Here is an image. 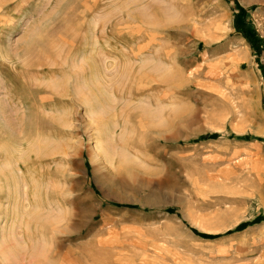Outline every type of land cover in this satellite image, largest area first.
Segmentation results:
<instances>
[{"label":"rangeland","instance_id":"1","mask_svg":"<svg viewBox=\"0 0 264 264\" xmlns=\"http://www.w3.org/2000/svg\"><path fill=\"white\" fill-rule=\"evenodd\" d=\"M0 179V264H264V0H0Z\"/></svg>","mask_w":264,"mask_h":264},{"label":"bare ground","instance_id":"2","mask_svg":"<svg viewBox=\"0 0 264 264\" xmlns=\"http://www.w3.org/2000/svg\"><path fill=\"white\" fill-rule=\"evenodd\" d=\"M2 1V0H1ZM86 3V2H85ZM3 4V3H2ZM4 5V4H3ZM19 5V4H18ZM16 8V7H15ZM74 30H77V29H74ZM95 30V29H94ZM96 38V37H95ZM59 44V43H58ZM68 44V43H67ZM97 44V43H96ZM67 47V46H66ZM58 48V47H57ZM56 48V49H57ZM64 50H65V48H64ZM63 50V51H64ZM83 51V50H82ZM58 52V51H57ZM63 53V52H62ZM47 57V56H46ZM60 58H61V56H59ZM106 59V58H105ZM104 59V60H105ZM135 59V58H134ZM63 62V61H62ZM105 65V64H104ZM55 66V65H54ZM106 66V65H105ZM42 67V66H41ZM40 67V68H41ZM38 68H39V66H38ZM43 68V67H42ZM36 70V69H35ZM83 70H84V68H83ZM78 71H80V70H78ZM85 71V70H84ZM88 71H90V73H91V67H90V70H88ZM39 72V71H38ZM81 74H76V82H78V80H79V78L81 77L82 79H83V81L84 82H86L87 81V77H86V75L87 74H85L84 72H80ZM105 73V72H104ZM40 75V74H39ZM100 75V74H99ZM90 77H93L94 78V76H92V75H90ZM50 78V77H49ZM100 79H101V77H100ZM99 79V80H100ZM153 79L154 78H152L151 79V81H153ZM91 80H92V78H91ZM104 81H106L105 79H103ZM70 81V80H69ZM148 81V80H147ZM146 82V81H145ZM59 83V82H58ZM69 83V82H68ZM93 83V86H94V89H96V92H97V90H99V92L98 93H100V88L99 87H102V85L101 84H97V82H92ZM17 84H21V82L20 81H18L17 82ZM39 84V83H38ZM77 84V83H76ZM37 84H35V85H33L32 87H33V89H31L28 93V95H31V96H33L34 98H37L38 99V102L39 101H43V100H45L47 97L46 96H49L50 94H54V95H58V96H62V93L58 90V88H56V90L55 91H47V89H51V88H46V87H44V86H42V85H37V87H36V90H35V86H36ZM68 85V84H67ZM79 86V85H78ZM92 86V85H91ZM91 86H88V90H89V93H90V95H91V97L93 98V100H96V98L95 97H97V96H99L98 95V93L97 94H95L96 92L94 91V90H92L91 89ZM50 87V86H49ZM82 87V86H81ZM54 88V89H55ZM67 88H69V87H67ZM103 88H104V86H103ZM78 89V88H77ZM68 90V89H67ZM82 92H81V91ZM80 90H75L74 92H73V96H75V99L76 98H81L82 100H83V97L86 95L85 94V92L82 90V89H80ZM62 91V90H61ZM141 91V90H140ZM67 92V91H66ZM48 93H50L49 95H48ZM60 93V94H59ZM68 93V92H67ZM70 93V92H69ZM87 93V92H86ZM63 95H64V93H63ZM66 95V94H65ZM64 95V96H65ZM63 96V97H64ZM83 96V97H82ZM51 97V96H50ZM53 97V96H52ZM90 97V98H91ZM35 100V99H34ZM72 101V100H71ZM84 101V100H83ZM44 103V102H43ZM42 103V104H43ZM13 106V105H12ZM38 107V106H37ZM36 107V108H37ZM34 108V107H33ZM32 108V109H33ZM41 108V107H40ZM42 110V109H41ZM94 110V109H93ZM37 111H38V109H37ZM36 113V112H35ZM39 115V114H38ZM42 115V114H41ZM100 118V117H99ZM98 118V119H99ZM97 119V120H98ZM118 119V118H117ZM100 120V119H99ZM94 122H96V121H94ZM118 123V122H117ZM97 124V123H96ZM120 124V123H119ZM126 124V123H125ZM98 125H99V122H98ZM100 126V125H99ZM114 132V131H113ZM108 133H109V131H108ZM114 134H116V132L114 133ZM101 138H105V140H106V142L104 143V144H102L101 146H100V150H101V157H102V159L105 161V163H107L110 167H117V166H119L121 169H122V166L125 164V161H126V157L124 156V153H122V151H117L119 148H123V149H125L126 150V147H127V143L126 144H124V141L122 140V139H115V137H114V135L112 136L111 134H110V138H111V136L112 137H114V138H111V139H109L108 138V134H105V133H101ZM116 136V135H115ZM124 136V135H123ZM122 137V136H121ZM27 138V137H26ZM118 138H120V136H118ZM27 140V139H26ZM25 141V140H24ZM20 144H21V142H20ZM40 145V144H39ZM115 145H116V147H115ZM121 146V147H120ZM117 147H119L118 149H116ZM46 148L47 147H43L41 150H40V152H39V155H38V157L39 158H42V157H44L45 156V154H46ZM127 150H128V148H127ZM63 151V150H62ZM52 152V151H51ZM128 152V151H127ZM31 157V156H30ZM24 164H27L26 162H24ZM22 166V165H21ZM20 166V168L18 167V172H24V168H22ZM124 167V166H123ZM27 168V167H26ZM21 170V171H20ZM28 170V169H27ZM3 174H4V172H3ZM19 174H21V173H19ZM3 176H5V175H3ZM26 176V175H25ZM1 180V179H0ZM27 180V179H26ZM10 183V182H9ZM32 184H33V182H32ZM26 186H28V184H26ZM34 186V185H33ZM30 187V186H29ZM27 188V187H26ZM17 190V189H16ZM29 190H30V188H29ZM8 191V190H7ZM46 191H49V189H45V191H44V195L46 194ZM19 194V193H18ZM12 195V194H11ZM25 195H26V197L28 198L29 197V195H30V193H29V191L26 189V193H25ZM42 195V194H41ZM0 196H1V198H4L5 200L6 199H9L7 196H3L2 195V192H0ZM11 198V197H10ZM26 198V199H27ZM25 199V198H24ZM26 210V209H25Z\"/></svg>","mask_w":264,"mask_h":264},{"label":"trees","instance_id":"3","mask_svg":"<svg viewBox=\"0 0 264 264\" xmlns=\"http://www.w3.org/2000/svg\"><path fill=\"white\" fill-rule=\"evenodd\" d=\"M238 29H239V31L241 32L240 28H238ZM241 33L244 35V37H245L246 39H248V40L251 42L250 36H249L248 34H246V32H241ZM257 51H258V48H257Z\"/></svg>","mask_w":264,"mask_h":264}]
</instances>
